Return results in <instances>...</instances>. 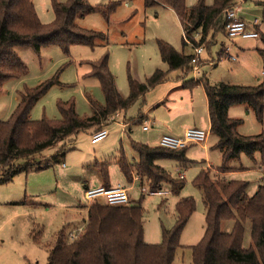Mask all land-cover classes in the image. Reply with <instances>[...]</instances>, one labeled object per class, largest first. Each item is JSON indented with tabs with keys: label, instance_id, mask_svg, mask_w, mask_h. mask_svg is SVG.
<instances>
[{
	"label": "rangeland",
	"instance_id": "obj_1",
	"mask_svg": "<svg viewBox=\"0 0 264 264\" xmlns=\"http://www.w3.org/2000/svg\"><path fill=\"white\" fill-rule=\"evenodd\" d=\"M32 1L40 21L51 22L54 18L51 0ZM87 1L93 6V10L82 18H77L76 23L86 29L104 32L107 45L99 40L93 46L73 44L67 53L54 45L41 47L39 51H35L31 46L17 47L16 51L25 63L27 71L19 77L6 80L0 87V120L9 118L21 91L51 78L57 80L35 101L29 112L30 119L61 118L57 103L67 100L74 102L75 111L80 117L92 114L88 97L101 104H104L105 100L98 79L89 75V62L98 60L105 53H108V67L115 78L116 88L123 97L129 93V77L143 82L155 69L164 71L168 69L167 64L160 57L158 40L168 42L178 51L193 53L192 46L183 43L182 27L175 12L170 8L161 5L146 6L144 0ZM256 1L264 0H242L241 3L240 0H234V7L239 6L237 16L243 18L251 27L253 19L255 17L259 19V29L255 28L258 32L257 37H230L226 31L221 32L216 35V42L209 50L204 49L200 54L202 60H208L206 64L200 66L202 71L199 74L207 77L210 83L253 85L258 80H264L262 38L264 6L256 4ZM113 2L115 3L113 10L105 13ZM195 2L196 0H186V5L190 7ZM205 2L212 4L213 0H205ZM221 44L228 46L230 56L225 55L222 49L223 53L218 57L217 52ZM232 56H235L234 59ZM179 74L180 70L168 72L165 83L153 87L139 96L128 108L108 117L103 122V126L107 129L103 139L91 143L92 128L82 130L75 135L72 147L52 165L41 170L20 172L10 181L0 183V264L46 263L48 250L58 231L63 230L67 234L69 229L74 228L75 225L79 226L84 219L86 220L85 212L77 214L75 211L79 205L88 208L91 203L85 200L83 189L85 183H92L96 178L98 167L95 163L97 162H107L111 185L126 186L129 198L141 202L143 239L146 243L161 242L162 228H171L174 224L176 201L184 196L193 197L195 209L182 229L180 234L182 246L177 249L172 262V264H190V246L200 241L205 227V209L201 192L192 181L201 164L206 166V163H210L211 168L220 165L221 154L214 149H203L202 144L206 141L192 144L186 149V156L196 162L180 164L174 159H158L156 163L164 167L173 178L183 173L185 183L179 195L172 194L166 183L160 188L167 190L165 195L150 193L146 180L143 184L140 179L132 178L131 182L128 181L115 161L120 149L129 162L136 161L137 155L131 147V140L152 146L158 144V137L161 136V130L165 126V117L162 115L166 113L164 104L171 99L177 103L178 113L182 114L175 122H183V126L193 123L194 115L186 113L187 106L185 107L182 100L188 97L190 89H173L163 97V99L167 98L165 103L156 106L155 101L162 95V85L177 83L176 76ZM189 75L192 77V73ZM194 96L198 106L196 118L204 123L201 127L208 130L206 115L204 111L200 112L201 108L204 110L201 106L204 105L201 87L194 90ZM245 106L237 104L231 109V114L242 120L237 131L242 135L257 134L264 128V114L262 120H258L253 111ZM143 113L147 117L138 120L136 117ZM143 125L148 129H143ZM214 137L211 135L208 143ZM61 145L62 143L59 142L45 149L42 155L52 157L60 151ZM256 160L254 162L242 154L240 161L233 159L230 164L237 165L241 162L247 168L237 171L235 175L225 174L226 178L247 181L245 189L247 196L254 193L264 178V168L260 169L258 155ZM231 226L232 220L222 223L224 231L230 230ZM243 227L242 246L248 247L251 243L248 220L243 223Z\"/></svg>",
	"mask_w": 264,
	"mask_h": 264
},
{
	"label": "trees",
	"instance_id": "obj_2",
	"mask_svg": "<svg viewBox=\"0 0 264 264\" xmlns=\"http://www.w3.org/2000/svg\"><path fill=\"white\" fill-rule=\"evenodd\" d=\"M144 3L146 6L162 5L173 9L182 27L183 43L207 50L216 42L218 33H225L228 20L223 18L224 10L234 7V0H213L212 4L196 0L190 7H187L186 0H144ZM256 4L264 6V1H256ZM114 6L113 2L105 13L113 10ZM51 9L53 20L42 23L32 0H0V87L6 80L27 71L17 47L31 46L39 51L41 47L54 45L67 53L73 44L93 46L99 40L107 45L104 32L86 29L76 23L77 18L93 10L87 0H51ZM262 38L264 41V35ZM157 44L168 69H155L143 82L129 77V93L125 97L118 92L115 78L109 70L108 53L89 62V75L98 79L105 102L101 104L88 97L92 108V114L88 116L80 117L74 102L67 100L57 103L61 114L59 119L29 118L35 101L56 78L21 91L9 118L0 120V183L10 181L20 172L41 170L52 165L72 147L78 132L92 128L93 133L104 127L103 122L108 117L128 108L139 96L164 82L168 72L180 70L182 79L192 72L190 60L193 54L178 51L163 40H158ZM220 55L218 53V57ZM203 63L204 60L199 58L197 64L201 66ZM200 77L199 80L185 79L182 85L188 88L202 85L207 98L209 132L216 137L212 147L221 152L222 159L216 168L200 169L192 181L201 192L205 227L200 241L190 246V264H264V178L254 193L247 196V181L225 177L227 173L247 168L241 162L230 164L233 159L240 161L242 154L254 162L258 155L259 165L264 168V128L254 135L239 134L237 127L242 120L229 117L227 113L231 105L244 104L258 120H262L264 80L253 85L212 84L204 75ZM136 118L140 120L141 114ZM59 142L62 145L58 153L52 157L42 155L45 149ZM131 147L137 155L136 161L129 162L122 149L115 158L127 180L131 182L135 173L141 184L147 181L150 191L160 189L166 183L172 194L179 195L185 183L183 176L173 178L156 161L168 158L180 163L189 162L186 148L152 146L135 140H131ZM95 164L103 185L110 187L107 162ZM194 209L193 197L178 199L173 226L162 228L161 242L146 243L140 201L129 198L127 203L120 205L92 201L87 208L82 231L74 239H69L65 231H58L45 264H172L177 249L182 246L180 234ZM226 220H232L228 231L222 229ZM247 220L251 243L243 247V223Z\"/></svg>",
	"mask_w": 264,
	"mask_h": 264
},
{
	"label": "built area",
	"instance_id": "obj_3",
	"mask_svg": "<svg viewBox=\"0 0 264 264\" xmlns=\"http://www.w3.org/2000/svg\"><path fill=\"white\" fill-rule=\"evenodd\" d=\"M223 18L228 20L225 27V31L228 36H241L243 38H253L258 36L257 31L250 30L247 27L246 22L237 16L236 7L226 8L223 12ZM184 39L188 42L186 37H184ZM203 50L204 49L202 46L193 47V56L190 60V63L193 66L192 73L195 80H198L200 77V66L197 64V62ZM232 58L234 59V56H232ZM143 129H147V126L144 125ZM208 132V130L202 128L188 127L184 129L182 136H173L169 134L161 135L158 144L168 148H181L190 143L200 144L207 140L209 134ZM106 134L107 129L102 127L91 134L90 142L95 143L103 139ZM182 176L183 174H180V177ZM133 179L138 180L139 176L137 174H133ZM150 193L165 195L167 190L157 189L155 191H150ZM83 195L85 200L89 203L92 201H99L111 205L125 204L129 199L128 188L120 184L112 185L110 187H106L104 185L88 187L84 190ZM82 227L83 226H80L69 231L67 233L68 238L74 239L77 234L82 231Z\"/></svg>",
	"mask_w": 264,
	"mask_h": 264
},
{
	"label": "crops",
	"instance_id": "obj_4",
	"mask_svg": "<svg viewBox=\"0 0 264 264\" xmlns=\"http://www.w3.org/2000/svg\"><path fill=\"white\" fill-rule=\"evenodd\" d=\"M242 2V0H240V3ZM240 5V4H239ZM162 6V5H161ZM163 7H166V8H170V7H168V6H163ZM171 9V8H170ZM173 10V9H172ZM236 10H239V6H237L236 7ZM177 16V15H176ZM178 18V17H177ZM243 19V18H242ZM244 20V19H243ZM247 24V23H246ZM259 26H260V23H259V19L257 18V17H255L254 19H253V23H252V27L251 26H249L248 24H247V27L249 28V29H251V30H254V31H256L255 30V28L256 27H258V29H259ZM251 27V28H250ZM258 33V32H257ZM243 38V37H242ZM220 48H219V50H218V52L217 53H221V55H222V53H223V50L222 49H224V52H225V55L226 54H228V56H229V50H228V46H224L223 44H221L220 46H219ZM223 47V48H222ZM235 57V56H234ZM204 60V63L203 64H206L207 62H206V60H208V59H203ZM202 64V65H203ZM202 65H201V67H202ZM208 66V65H207ZM179 71V70H178ZM200 71H202V69L200 68ZM192 73V72H191ZM190 73V74H191ZM201 75V74H200ZM189 78H193V73H192V77H190V75H187L186 76V78L185 79H189ZM176 81H177V83H173L172 85H167V84H164V85H162L163 86V88H162V95L155 101L156 102V106H158V105H160V104H164L165 103V101L167 100V98L165 97L164 99H163V97L166 95H168L173 89H190V93L188 94V97H185V99L184 98H182V100L184 101V103H185V107H186V113H190V114H193L194 116H193V123L191 124V123H188V124H190V125H182V123L183 122H179V121H177V122H179V123H177V122H175V120L177 119V118H179L182 114L181 113H178V110H177V107H176V105H177V103L174 101V99H171V101L170 102H167V103H165L164 105H165V108H166V113H162V115L165 117V126L162 128V130H161V134L160 135H162V134H169V135H173V136H182V134H183V132H184V129L185 128H188V127H198V128H200L201 127V125H203L204 123L203 122H200L199 120H198V117L196 118V110H197V108H198V106H196V98H195V96H194V90L195 89H198L199 87H201V89H202V91H203V101H204V105H201V106H203L204 107V110L201 108V110H200V112H202V111H204V113H205V115H206V118H207V124H208V131H209V127H210V121H209V116H208V108H207V98H206V95H205V92H204V89H203V87H202V85L201 84H195L193 87H190V88H188V87H183V85H182V82H183V80H185V79H182V76L180 77V74L179 75H177L176 76ZM258 82H259V80H258ZM164 83H165V81H164ZM161 84H163V82L162 83H160V84H158V85H161ZM157 86V85H156ZM161 86V87H162ZM171 87H173L170 91H169V89L171 88ZM155 88V87H154ZM19 98V97H18ZM163 99V100H162ZM235 105H237V104H235ZM235 105H231L229 108H228V116L229 117H232V118H235L234 117V115H232L231 114V109H233V107L235 106ZM239 105V104H238ZM244 105V104H243ZM246 107V106H245ZM185 113V114H186ZM118 114V113H117ZM116 114V115H117ZM142 117H147V116H145L144 115V113L143 114H141V118ZM186 122H188L187 120H186ZM240 125V124H239ZM238 125V126H239ZM144 126V125H143ZM182 127H183V129H182ZM202 129H203V127H201ZM148 129V128H147ZM205 130H207V129H205ZM209 134H208V137H207V142L205 143V144H202V148L203 149H211V150H217L220 154H221V152L218 150V149H216V148H211V146H212V144H214L215 143V141H216V138L214 137V139L210 142V143H208V141H210V136L212 135V134H210V132H208ZM92 134V133H91ZM159 135V136H160ZM161 137V136H160ZM160 137H158L159 139H160ZM96 143V142H95ZM158 143H159V141H158ZM195 144V143H194ZM208 144V145H207ZM210 144V145H209ZM190 145H192V143H190V144H187L186 146H185V148L187 149V147L188 146H190ZM186 151V150H185ZM186 153V152H185ZM188 158V157H187ZM189 159V158H188ZM190 161L189 162H187V163H182V164H189V163H193V162H196V160H193V159H189ZM257 161V160H256ZM180 163V162H179ZM205 163H206V161H205ZM181 164V163H180ZM201 167H199V170L200 169H204V168H209L210 167V163H206V166H205V164H201L200 165ZM245 166V165H244ZM245 167H247V166H245ZM260 169L262 170L263 168L260 166ZM237 173V171H234V172H231L230 174L231 175H235ZM179 174H180V172H179ZM181 174H183V173H181ZM179 177H180V175H179ZM229 178V177H228ZM229 179H232V178H229ZM98 185H103V183H102V180H101V178H100V175H99V173L97 172V174H96V178H94V180L92 181V183H85L84 184V189H83V192H84V190L86 189V188H88V187H92V186H98ZM112 186V185H111ZM84 196V195H83ZM82 207V208H81ZM82 211L83 212H85V214H87V207H83V205H79V207L76 209V213L77 214H81L82 213ZM85 224V219H84V221L81 223V224H79V226L78 227H80V226H82V225H84ZM76 225L74 226V228L75 227H77ZM73 227L71 228V229H69V231H71L72 229H74ZM68 231V232H69Z\"/></svg>",
	"mask_w": 264,
	"mask_h": 264
}]
</instances>
